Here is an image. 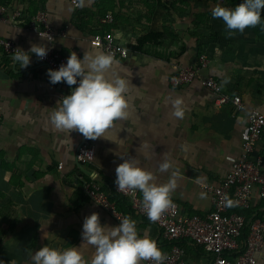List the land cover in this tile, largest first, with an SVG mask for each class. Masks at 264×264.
Wrapping results in <instances>:
<instances>
[{"label":"crops","instance_id":"0c3cea01","mask_svg":"<svg viewBox=\"0 0 264 264\" xmlns=\"http://www.w3.org/2000/svg\"><path fill=\"white\" fill-rule=\"evenodd\" d=\"M0 2L7 16L16 9L24 14L20 23L0 18V38L15 41L25 51L38 44L67 54L75 51L82 58L86 50L104 51L91 43L98 29H111L127 45L151 30L163 33L161 44L129 48L128 57L115 58L118 63L107 75L127 80L128 116L117 121L104 139L94 140L96 157L89 169L98 173L104 186L113 184L115 169L125 159L152 172L157 184L166 183L176 172L171 200L190 215L209 214L213 202L202 186L218 185L226 178L241 156L250 112H264V43L248 30L237 31L227 40L219 33L209 36L198 29L204 27L201 22L193 24L194 14L184 4L177 5L179 9H163L143 0H83L75 9L71 0ZM41 9L51 26L57 32L66 31V36L49 41L26 26L27 17ZM109 14L113 22L103 23ZM194 29L199 33H192ZM200 54L210 59L201 75L213 76L226 91L240 94L245 104L242 111L232 104L216 105L212 91L199 80L182 87L171 83L176 67L193 63ZM11 57L0 47V262L31 264V255L45 245L79 246L84 219L92 213H99L101 222L111 226L121 219L88 198L81 188L77 151L82 134L58 131L48 118L72 86L51 84L50 68L35 55L24 69ZM176 98L183 100V119L171 115V100ZM255 155L264 157V137ZM166 157L172 166L162 173L159 165ZM118 208L124 218L135 221L141 236L155 240L162 251L170 249L159 226L135 214L130 204ZM243 213L248 221L264 219V198L259 197L258 187L251 207ZM184 244L188 264L211 263L212 256L203 248ZM256 264H264V247Z\"/></svg>","mask_w":264,"mask_h":264},{"label":"clouds","instance_id":"9594fccd","mask_svg":"<svg viewBox=\"0 0 264 264\" xmlns=\"http://www.w3.org/2000/svg\"><path fill=\"white\" fill-rule=\"evenodd\" d=\"M262 13L264 0H242L234 8L217 5L211 10L213 19H222L229 36L264 24ZM49 51L45 45L32 44L28 51L15 50L11 58L24 69L31 64L33 55L43 60ZM116 63L111 54L101 49L86 50L82 58L71 51L65 64L48 70L51 84L63 82L75 86L49 114L56 130L78 132L91 140L104 139L117 121L127 118L128 82L121 76L113 79L107 75ZM171 106V115L183 119V100L173 99ZM171 166L166 157L159 165V171L166 173ZM115 173L117 190H138L142 194L143 207L150 222L158 221L172 206L170 194L177 186L178 173L173 172L166 183L157 184L152 172L139 166L137 161L127 159L118 164ZM227 206H234L233 201L228 200ZM119 221L117 226L104 224L100 214L94 212L84 219L79 246L60 249L45 245L31 255V264H143L146 261L162 264L164 256L156 241L141 236L134 220L126 217ZM90 249L91 255L86 256Z\"/></svg>","mask_w":264,"mask_h":264},{"label":"built area","instance_id":"2783aa9c","mask_svg":"<svg viewBox=\"0 0 264 264\" xmlns=\"http://www.w3.org/2000/svg\"><path fill=\"white\" fill-rule=\"evenodd\" d=\"M71 3L75 9H79L83 0H71ZM7 15H9L7 8L0 2L1 19L11 18L14 23H20L24 16L19 9L14 10L11 16ZM27 18L26 26L39 35L41 33L48 40H53L57 35H67L66 31L57 32L51 26L47 13L43 9ZM113 19V15L109 14L102 19V22L110 23ZM91 43L101 46L114 58H126L130 54L128 45L113 32L96 33L92 36ZM0 47L5 54L12 56L15 50L22 49L15 41L2 38H0ZM69 55L58 49H50L42 61L50 69H58L67 62ZM209 62L207 54H200L193 63L177 66L171 75V83L176 87H182L199 80L212 91L216 105L222 107L232 104L236 111H242L245 104L240 94L226 91L223 84L213 76L201 75V71L208 67ZM248 119L239 160L221 183L218 185L205 183L202 186L203 190L211 195L212 211L206 216L190 215L178 202L172 200V206L155 222L163 230L165 239L171 243L170 249L161 250L164 256L162 264H188L184 242L203 248L212 256L210 264L257 263L258 255L264 247V219L254 218L248 221L242 210L251 207L256 187L259 188V197L264 198V157L255 155L257 144L264 137V112L254 109L250 112ZM95 157L94 140L82 136V142L77 151V160L85 169L81 174V188L88 198L100 204L116 218L123 220L124 213L119 210L117 202L111 199L110 192L100 182L98 173L89 169ZM115 179L116 177L113 180V190L128 201L135 214L147 218L142 194L138 190H117ZM228 200H232L234 207L238 210L231 211L227 206ZM245 231H247L246 235H244ZM146 263L155 264L154 261H146Z\"/></svg>","mask_w":264,"mask_h":264},{"label":"trees","instance_id":"16d2710c","mask_svg":"<svg viewBox=\"0 0 264 264\" xmlns=\"http://www.w3.org/2000/svg\"><path fill=\"white\" fill-rule=\"evenodd\" d=\"M156 2L158 3V5L160 7H162L163 9H170V7L172 6L173 8L179 9L177 7V5L179 4H188L189 5V1L186 0H147V3H151V2ZM224 2L229 5L230 7H235L236 5H238L239 3L242 2V0H224ZM186 9V8H184ZM262 19H264V13H262ZM245 30H248L249 32H251L255 39L259 42L264 43V24L262 25H257L255 27H249L246 28ZM112 33L111 29H101V30H96V33ZM163 37V33L160 31H156V30H151L149 32H147L146 34L142 35L141 37L138 38L137 42L135 44H129L128 47L132 50H142L143 46L151 43V44H161L160 40ZM105 188L108 189V191L110 192V197L112 200H115L118 205L123 204V205H128L129 203L128 201H126L121 195L117 194L114 190H113V184H107L105 185ZM131 208V207H130ZM238 210L236 208H232L231 211H235ZM244 210H242L243 212ZM247 231H245L246 235Z\"/></svg>","mask_w":264,"mask_h":264},{"label":"rangeland","instance_id":"374dc122","mask_svg":"<svg viewBox=\"0 0 264 264\" xmlns=\"http://www.w3.org/2000/svg\"><path fill=\"white\" fill-rule=\"evenodd\" d=\"M186 1H189V5L188 4L186 5L184 3L183 6H184V8L188 9L189 13L194 14V18L192 21L193 24H194V22L195 23L201 22L202 25H204V27H199L198 29H200L202 32H204L206 34H209V36L212 34L219 33L220 35H222L223 39L227 40V37H231V36H229L228 30L226 29V26H225L224 22L222 21V19H213L212 15H211V10L214 7H216L217 5L228 7V8H233V7H230L229 5H227L224 2V0H186ZM143 2L146 3L147 5H152V3H155V2L147 3V0H143ZM190 2H191V4H190ZM197 14L199 16H197ZM211 23H212V25H211ZM213 25H215L216 27ZM205 26H209V30ZM211 26H212V28H211ZM217 28H220V31L216 30ZM197 31L198 30L194 29L192 33H199Z\"/></svg>","mask_w":264,"mask_h":264},{"label":"water","instance_id":"95a60500","mask_svg":"<svg viewBox=\"0 0 264 264\" xmlns=\"http://www.w3.org/2000/svg\"><path fill=\"white\" fill-rule=\"evenodd\" d=\"M183 25H184L183 27H185V28H188V27H189V23H188V22H186V23L184 22ZM80 166H81V165H80ZM81 169H82V170H85V169H83L82 166H81Z\"/></svg>","mask_w":264,"mask_h":264}]
</instances>
